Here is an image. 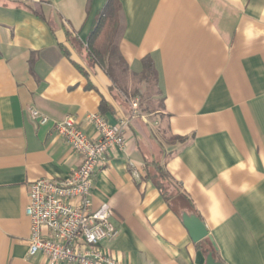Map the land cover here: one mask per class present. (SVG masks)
I'll use <instances>...</instances> for the list:
<instances>
[{
  "label": "crops",
  "instance_id": "crops-1",
  "mask_svg": "<svg viewBox=\"0 0 264 264\" xmlns=\"http://www.w3.org/2000/svg\"><path fill=\"white\" fill-rule=\"evenodd\" d=\"M118 1L128 71L114 69L115 79L129 90L151 57L162 98L151 113L100 68L84 76L74 66L84 64L63 28L84 45L106 0H0V264H52L28 255L24 208L33 182L64 180L81 163L53 124L70 116L94 137L90 114L110 125L129 121L125 148L106 152L93 177L92 209L107 203L118 231L101 243L108 257L205 264L182 223L187 213L202 221L223 263L264 264V0ZM31 109L48 122L32 120ZM151 159L178 193L170 203L144 178Z\"/></svg>",
  "mask_w": 264,
  "mask_h": 264
},
{
  "label": "built area",
  "instance_id": "built-area-1",
  "mask_svg": "<svg viewBox=\"0 0 264 264\" xmlns=\"http://www.w3.org/2000/svg\"><path fill=\"white\" fill-rule=\"evenodd\" d=\"M132 109L136 111V102ZM29 115L39 125L48 122L38 110L31 109ZM86 121L95 128L94 137H88L70 116L53 124L81 163L64 180L40 179L30 185L24 208L30 222L28 255L42 254L52 264H121L101 249L103 241L118 233L109 219L110 207L102 203L92 209L91 198L93 177L104 154L125 148L123 134L129 121L110 125L99 114L88 115Z\"/></svg>",
  "mask_w": 264,
  "mask_h": 264
},
{
  "label": "trees",
  "instance_id": "trees-1",
  "mask_svg": "<svg viewBox=\"0 0 264 264\" xmlns=\"http://www.w3.org/2000/svg\"><path fill=\"white\" fill-rule=\"evenodd\" d=\"M26 8L35 15L44 18L42 13L38 12L33 4H27ZM124 27V17L119 1L106 0L101 10L95 14L91 29L87 35L84 45L78 42L76 33L73 30H69L66 27H64L63 30L67 44L72 50L78 53V57L84 64V67L74 64L76 69L84 76H88L87 70H91L94 67L100 68L110 79L112 85L115 88H118L123 96L127 98L126 91L117 85L114 71V69H119L124 73L128 71L127 65L119 52V41L122 37ZM58 48L64 56L69 58V52L64 46L59 44ZM31 62L32 61L30 60V63ZM141 67L142 68L139 73L131 74L132 79L138 80V82L143 83L147 88H154L155 92L159 94V91L156 90L157 73L151 57L147 56L143 58L141 60ZM133 94L134 95L132 96L134 98L140 100L138 104L140 112H149L141 102L142 95L139 92H134ZM161 102L162 98H160L158 102L159 109H162ZM107 106L108 105L104 101H101L100 112L103 113L107 109ZM144 178L149 180L154 185L166 202L170 203L178 196L176 189L171 183V177L160 161L155 159L145 161ZM197 245L199 249H202V252L205 255L212 254L216 261L222 262L209 237L201 240Z\"/></svg>",
  "mask_w": 264,
  "mask_h": 264
},
{
  "label": "water",
  "instance_id": "water-1",
  "mask_svg": "<svg viewBox=\"0 0 264 264\" xmlns=\"http://www.w3.org/2000/svg\"><path fill=\"white\" fill-rule=\"evenodd\" d=\"M181 220L192 242L197 243L208 237V232L204 224L196 215L182 213ZM205 264H225V263L216 261L213 258L212 254H208L205 258Z\"/></svg>",
  "mask_w": 264,
  "mask_h": 264
},
{
  "label": "rangeland",
  "instance_id": "rangeland-1",
  "mask_svg": "<svg viewBox=\"0 0 264 264\" xmlns=\"http://www.w3.org/2000/svg\"><path fill=\"white\" fill-rule=\"evenodd\" d=\"M123 87L124 85L121 84ZM121 86V87H122ZM130 89L122 88L127 93V98L129 100L137 99L134 98V92H139L142 95V104L145 106L149 112H154L158 108L159 96L156 94L154 88L146 87L143 83L138 82L136 79H132L130 85H128ZM137 101H140L137 99Z\"/></svg>",
  "mask_w": 264,
  "mask_h": 264
}]
</instances>
